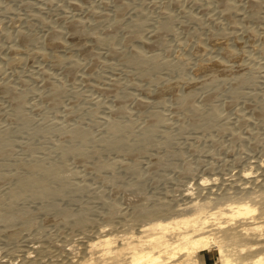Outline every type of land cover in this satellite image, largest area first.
<instances>
[{
  "label": "rangeland",
  "instance_id": "rangeland-1",
  "mask_svg": "<svg viewBox=\"0 0 264 264\" xmlns=\"http://www.w3.org/2000/svg\"><path fill=\"white\" fill-rule=\"evenodd\" d=\"M109 1L0 0V95L3 87L22 94L21 114L28 119V125H21L11 114V104L0 96V131L6 130L4 138L14 145L10 167L0 171V195L8 187L5 180L16 168L28 164V152L44 157L45 165L59 159L54 149L57 128L78 125L87 129L89 125L88 135L100 136L107 119L113 116L110 110L119 106L123 113L118 115V122L127 121L130 126L125 134L128 141L140 133L145 113L156 112L167 122L140 144L142 153L133 158L116 150L87 156L81 162L66 158L62 173L70 174L71 181L86 188L76 195H62L66 199L56 201V209L41 208L37 201L0 206V216L14 217L9 226L0 222V264H18L23 257L54 259L61 264L78 256L81 248L77 242L85 247L88 239L77 233L81 230L71 231L68 220L60 217L62 212L93 220L82 232L95 236L102 228L121 236L126 228L147 223L146 217H135L141 207L153 210L156 218L168 220L171 210L187 201L184 195L191 202L215 198L213 202L223 207L248 195L252 184L264 178V0H252L258 5L255 15L249 12L251 0H232L234 25L223 18L219 0H120L121 18ZM71 2L77 7H71ZM137 18L140 22L136 28L130 21ZM69 20L83 23L81 35L65 27ZM164 26L167 29L160 30ZM52 27L63 28L54 40L50 37ZM132 27L152 44L144 49L151 57L146 70H155L150 79L141 80V73L138 76L117 57L107 55L133 34ZM107 35L111 37L109 42L104 40ZM20 36L26 37L25 42ZM72 39L77 41L71 44ZM215 42L219 48L211 46ZM222 52L224 57L219 58ZM95 54L98 64L91 69ZM212 61L220 63L219 73L213 77L192 76L195 65ZM73 62L77 67L67 74ZM44 76L59 89L55 95L57 107L48 103L53 91L47 88ZM113 82L120 86L116 97L109 90ZM159 88L165 89L161 92ZM185 90L196 109L192 116L175 109ZM124 93H130L134 101L122 103ZM149 97L152 101L146 108H135L137 98ZM210 110L216 112L215 119L210 117ZM258 111L262 114L257 115ZM59 146L66 147L64 143ZM94 162L115 165L101 173L100 179L95 171L84 168ZM123 163L128 170H123ZM202 178L209 180L203 190L189 194L188 188L193 189ZM106 215L107 221L103 220ZM246 246L244 256L264 257V243ZM98 249L94 248L96 255L100 254ZM85 250L82 248V252ZM209 257V264H221L217 251Z\"/></svg>",
  "mask_w": 264,
  "mask_h": 264
},
{
  "label": "bare ground",
  "instance_id": "bare-ground-1",
  "mask_svg": "<svg viewBox=\"0 0 264 264\" xmlns=\"http://www.w3.org/2000/svg\"><path fill=\"white\" fill-rule=\"evenodd\" d=\"M111 2L114 3L115 5H112L116 6L115 8H117V10H115V12L117 11L116 15L120 16L121 18L123 5L121 4L120 0H111ZM219 2L221 4V14L223 15V18L227 20L229 24L234 25V20H232V17L236 12H234L235 4H232L231 2L226 0H219ZM250 2L252 10L249 12H251L250 14L255 15L258 10V5L252 0ZM71 7L76 8L77 4L71 2ZM217 14L218 13L216 11L215 15ZM137 19H133L134 21L132 22L130 21L131 26H135L137 28L140 22L139 18ZM193 19L196 20L195 18ZM194 20H191V22ZM130 23H127V25ZM65 25V27L68 30L72 31V33L76 36L83 33V23L81 22L69 20L66 21ZM133 27L131 29L133 31V34H128V37H126L125 39L123 38V41L121 40L122 43L120 41V47L109 50L107 55L109 57L112 56L111 58L114 57L115 59L117 57L120 64L126 66L127 69L131 68L132 70L137 72L135 74L138 75V73H141L140 79L141 77L143 79H150L153 77L155 70H146V65L150 61L151 57L145 53L144 49L152 47V44L149 39H144V36L139 33L136 28V31H134ZM54 28L51 31L50 35L53 40L58 38L59 35L63 33L61 32V28L60 30ZM124 29H126V27ZM165 29H167L166 26L160 28V30ZM131 30H129V32ZM155 32L156 31H154V34ZM151 34H153V32H151ZM20 39L22 42H25L26 37L20 36ZM50 40L52 41L51 38ZM104 40L106 42L111 41L110 35H107ZM76 41L77 39H72L71 44L75 43ZM49 44L47 46L45 45V48L47 47V50L50 49ZM210 44L213 48L220 47V44L217 42ZM223 55V52L220 53L219 58H223ZM92 59L93 65L91 66V69L95 67L94 65L96 63L98 64V56L95 54L94 58H91V60ZM163 64L164 63H162V66ZM66 67L69 68V65ZM76 67L77 65L73 62L71 67L67 70V74L73 73ZM219 70V62L212 61L208 63H200L193 67L192 76H201L202 78L206 76L213 77L215 74L219 73ZM42 75L39 76L42 77ZM46 76H48V74ZM44 79V81L46 82L45 84L48 86L47 88H51L53 91L51 95L49 94V98H47L48 103L53 107H57L55 95L59 92V89L53 83H50L48 81V77H45ZM117 82H113L109 88L110 92H112L115 97V92H117L120 87ZM130 85L131 86H129L128 83L127 86H129L130 88L132 87V84ZM171 87L172 86L166 88V90L171 89ZM164 89H160L161 92H163ZM102 91L103 90H101V93ZM1 93V98L5 99L7 103L11 104L12 108L10 107V109L12 110L11 114H13V117L19 120L21 122V125H23L24 127L28 125V119L21 114V110L23 108L22 94H19L13 91L11 88L7 87H3ZM182 93H180V95H182L179 97L180 103L178 104V106H176L175 109L179 111L181 110L180 112L192 116L194 113H196V109L190 99L187 97L188 93L186 92V90ZM124 96L125 97L123 99L121 98L122 103H127L129 102V100L133 99L130 93L128 95L127 93H124ZM150 99H152V97H149L146 100H144L143 98H137L134 102L135 108L137 110L146 108L148 102L152 101ZM118 101L120 100H117V102ZM207 102L208 100L205 99V103ZM134 105L132 106L134 107ZM53 107L51 108L53 109ZM111 110L110 112L113 114V116L107 119L106 125L104 126V129L101 130L103 132L100 136L90 137L88 135V131L90 130L88 128L89 125L87 129H81L78 125H72V127L69 126V128L65 129H55L54 133L56 137L54 139L57 141H55L54 149L56 152H59L60 156H58L59 159L54 161L53 163L45 165L44 157L41 156V158H39L36 156V154L34 156V152H28L27 155H30V157L27 156L29 157V160H27L28 164L22 168H16L15 173L11 174V176L7 180H5V183L8 184V187L6 188V191H4L5 193H2L0 195V206L4 205L8 208L20 203L21 201H37L41 203V208L56 209V201H61L65 198L61 197L62 195L64 196L66 195V193L76 195L78 193H81V191L83 192V190H85L86 188L84 187V185L77 184L74 183V181H71L72 179L70 180L69 177L71 176L70 174L68 176L62 173L61 170L63 168V162L66 158L74 157L77 162H81L87 156H96L100 152H104L106 150H116L118 153L120 151V154L124 152L123 155H127L128 157L133 158L140 152L142 153L140 144L156 135L158 133V129L162 127L164 128L167 124L163 116L159 115L158 113L153 111L145 113L143 122L145 124L139 131L140 133L137 134L136 139L128 141L125 137V134L130 128L129 123L127 121H125L124 124L118 122V115L123 113L122 108L119 106V108H115L112 111ZM261 114L262 112H257V115ZM210 117L216 118V112L214 110H210ZM126 122L128 124H126ZM97 125L98 124H96V126ZM101 128H103L102 125ZM5 135L6 130L1 129L0 171L10 167L9 157L12 156L10 155V150H12L11 146H14L12 145V143H10V141H7L8 138H4ZM59 143H64L66 147L59 146ZM29 149L27 147L26 151H28ZM117 152L115 154H118ZM153 164H155V161ZM113 165L115 164H100L94 162L92 164L89 163L84 168L89 169L90 172L95 171L96 174L99 175L98 177H100L101 179V173L110 171ZM122 166L124 167L123 170L129 169L125 163H123ZM245 174L248 175V173ZM113 177L116 180V177ZM207 181L209 180H204L203 178L200 179L197 183L193 184V189H191V187L188 188V193L191 194L192 190H196V192L202 191L203 186ZM125 189H127V187ZM69 195L70 194H68V196ZM97 199H99V197ZM183 199H187V201L176 205L173 210H171L172 213L168 220L156 218L153 216V210H144L143 207H141V209H139L137 213L135 212V217H146L147 223L145 225H139L133 229H130L128 227L123 230V235L121 236L118 234L111 235L109 231L103 230L102 228L98 229L95 236H92V234L90 233L88 234L86 232H82L87 225L92 224L93 220L87 219L78 213L69 214L68 212H62L60 217L68 220V224H71L68 226L71 227V231L76 232L81 230L77 233L82 234L86 239H88V241L86 242L85 247L83 244H81V242H77L81 248L80 254L73 257V260H70L69 258L61 264H209V256L212 254V252H214V250L217 251V255L220 259L221 264H264V257H259L258 255H250L246 257L243 255V251L247 247L246 245H248V247H251L255 244L258 245L264 243V178L252 184L251 191L248 195L243 196L242 199L237 201H228L227 203H224L223 207L220 206L218 201H216V203L213 202L216 200L215 198L210 199V201L208 199H202V201L194 200L193 202H191L189 200V197H186V195H184ZM110 210L112 211V208ZM137 210L138 208H136V211ZM109 215L104 216L105 219L103 220L107 221ZM0 222L6 226H9L14 222V217L12 215L0 216ZM96 246H99L98 252L100 254L98 255H96L94 252V248ZM229 247H231V249H228ZM82 248H85L86 250L82 252ZM67 252L69 253L70 251L67 250ZM231 255H234V257L231 258ZM17 263L60 264L54 259L36 261L29 257L20 258Z\"/></svg>",
  "mask_w": 264,
  "mask_h": 264
}]
</instances>
